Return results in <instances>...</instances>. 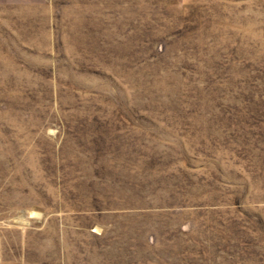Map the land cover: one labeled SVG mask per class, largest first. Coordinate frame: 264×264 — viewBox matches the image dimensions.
I'll list each match as a JSON object with an SVG mask.
<instances>
[{
  "label": "rangeland",
  "instance_id": "374dc122",
  "mask_svg": "<svg viewBox=\"0 0 264 264\" xmlns=\"http://www.w3.org/2000/svg\"><path fill=\"white\" fill-rule=\"evenodd\" d=\"M0 264H264V0H0Z\"/></svg>",
  "mask_w": 264,
  "mask_h": 264
}]
</instances>
